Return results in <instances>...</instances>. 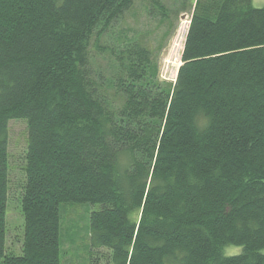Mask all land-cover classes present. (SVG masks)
Wrapping results in <instances>:
<instances>
[{
  "label": "trees",
  "instance_id": "obj_1",
  "mask_svg": "<svg viewBox=\"0 0 264 264\" xmlns=\"http://www.w3.org/2000/svg\"><path fill=\"white\" fill-rule=\"evenodd\" d=\"M135 1L0 0V264H63L67 207L88 211L87 264H264V7L146 0L160 23L191 16L166 82L146 38L99 45ZM11 121L27 126L18 254Z\"/></svg>",
  "mask_w": 264,
  "mask_h": 264
},
{
  "label": "rangeland",
  "instance_id": "obj_2",
  "mask_svg": "<svg viewBox=\"0 0 264 264\" xmlns=\"http://www.w3.org/2000/svg\"><path fill=\"white\" fill-rule=\"evenodd\" d=\"M256 8L264 7V0H252ZM170 8H179L174 1L167 0ZM146 0H136L134 6L125 14L116 28L107 37L99 40V45H106L115 41H128L144 37L153 51V59L157 63L158 75L161 81L174 82L179 67L185 42L186 33L190 22V13L181 12L170 21L160 23L147 15ZM108 60V59H106ZM97 63L104 66L103 58H97ZM105 67L110 65L105 64ZM108 70H106L107 72ZM110 73V71H109ZM108 74V72H107ZM9 183L10 195L7 203L6 215V246L8 252L20 253L23 217L20 211L18 185L23 179L21 168L26 149L27 126L24 121H11L7 128ZM61 235V255L63 264H87V232L88 211L81 207H67L63 210ZM241 248L230 246L223 249L225 256L240 254ZM264 253V250L261 251ZM101 259L97 264H107V253L99 251Z\"/></svg>",
  "mask_w": 264,
  "mask_h": 264
}]
</instances>
